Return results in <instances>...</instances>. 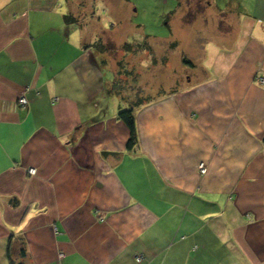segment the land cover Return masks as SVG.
Instances as JSON below:
<instances>
[{
  "label": "crops",
  "instance_id": "0c3cea01",
  "mask_svg": "<svg viewBox=\"0 0 264 264\" xmlns=\"http://www.w3.org/2000/svg\"><path fill=\"white\" fill-rule=\"evenodd\" d=\"M224 1L241 30L136 108L129 149L94 7L0 0V264H264V0Z\"/></svg>",
  "mask_w": 264,
  "mask_h": 264
},
{
  "label": "rangeland",
  "instance_id": "374dc122",
  "mask_svg": "<svg viewBox=\"0 0 264 264\" xmlns=\"http://www.w3.org/2000/svg\"><path fill=\"white\" fill-rule=\"evenodd\" d=\"M81 16L94 7L97 43L106 51L97 53L105 72L113 73V88L136 90L155 96L196 82L209 74L205 48L210 43H230L241 30L243 13L225 8L224 0H81ZM89 6V8H88ZM87 16L85 19L86 20ZM90 19V20H91ZM222 19L221 25H217ZM99 24V25H96ZM223 26H228L225 30ZM221 29V30H219ZM264 37V31L254 32ZM220 37V40H219ZM144 39L143 46L140 39ZM132 40L138 48L125 50ZM119 60L121 61L119 63ZM124 81V86L117 84Z\"/></svg>",
  "mask_w": 264,
  "mask_h": 264
},
{
  "label": "trees",
  "instance_id": "16d2710c",
  "mask_svg": "<svg viewBox=\"0 0 264 264\" xmlns=\"http://www.w3.org/2000/svg\"><path fill=\"white\" fill-rule=\"evenodd\" d=\"M79 15H74L73 13H67L65 15V18L68 22H75L77 21ZM140 46H143V43L145 42L144 39L142 38V40L140 39ZM125 46V50L129 51V52H133L135 50V48H138L136 43H134L132 40H127L124 43ZM121 61L119 60V63ZM124 86V81L119 82L117 84H120ZM126 87L124 86V88H113L111 87L109 90L111 92L114 93H118L121 98L124 99H129V106L126 108H123L120 110L119 116L120 118H122L129 126L130 128V137H129V141H128V148L129 149H135L139 143V136H138V131H137V126H136V108L142 104H144L145 102L149 101L152 96H142V95H138L136 90H129L125 89ZM107 151H104V154H107ZM14 204H17L19 202L18 199H12L11 200Z\"/></svg>",
  "mask_w": 264,
  "mask_h": 264
},
{
  "label": "built area",
  "instance_id": "2783aa9c",
  "mask_svg": "<svg viewBox=\"0 0 264 264\" xmlns=\"http://www.w3.org/2000/svg\"><path fill=\"white\" fill-rule=\"evenodd\" d=\"M261 80L264 81V78H261ZM19 103H21L23 105H27L29 103V99L27 98V96L24 93L19 96ZM199 169H200V171L202 173H206L207 170H208V167H207L205 162H201L199 164ZM29 171L31 173H36L37 172V168L36 167H30ZM100 217L103 218L102 214H100ZM139 258H141V257H139Z\"/></svg>",
  "mask_w": 264,
  "mask_h": 264
}]
</instances>
